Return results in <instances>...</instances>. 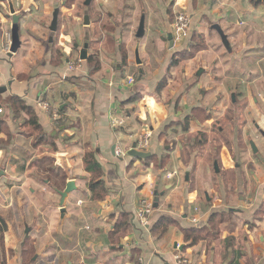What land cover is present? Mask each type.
I'll use <instances>...</instances> for the list:
<instances>
[{"label": "crops", "instance_id": "obj_1", "mask_svg": "<svg viewBox=\"0 0 264 264\" xmlns=\"http://www.w3.org/2000/svg\"><path fill=\"white\" fill-rule=\"evenodd\" d=\"M5 1L9 14V0ZM12 1L15 9L19 4H25L23 0L19 3ZM161 2L166 3V0ZM201 3L204 4L203 7L200 6ZM174 5L187 11L191 24L202 21V25H212V30L219 38L221 37L214 29L215 25H219L228 37L231 25H238L244 29L245 40L249 42L264 36V31L256 30L258 25H264V3L260 0H169L167 14L175 11ZM16 12L20 13L17 9ZM8 14L5 19L10 21ZM21 20V48L10 57L9 53L4 52L7 43L5 37L0 52V89L3 90V93H0V109L2 114L6 110L14 119L10 102L13 98L22 99L35 112L42 129L41 135L45 139L54 140L57 145L56 152L48 145L38 147L37 149L44 148L48 155L35 162L53 160L51 165L54 170L65 177L64 181H61L63 190L55 188L54 182L39 181L37 165L36 170L32 168L27 174V169L33 166L31 162L35 159L34 154L37 151L32 146L34 137L27 139L24 135L26 133L16 130L15 147L11 155L15 160L23 158V155L15 150L22 152L23 143L20 141H27L23 147L29 151H23L28 158L27 162L23 161L27 169L23 172L16 165L12 166L16 173L12 182L18 184V187L14 188L20 191L24 188L29 190L30 197L25 199L27 202L24 204L30 209L27 220L33 224V234L57 236V239L50 242L46 256L53 253L63 258L73 256V259H68L67 264H179V255L190 260L191 264H230L240 254L239 264H264V233L257 239V232L264 231V223L262 229H243L246 230L243 237L244 247L239 243L241 224L237 225L238 219L237 224L231 225L235 228L224 230L222 236L220 232L219 242L224 241V247L216 246L215 243L210 246L208 241L192 247L184 238L183 230L197 227L191 224L190 218L196 216L198 208L201 209L198 214L199 227H208L214 213L234 210V219L240 217L241 213L233 207L224 211H212L213 208L208 207L213 199L205 193V201H202L201 188H194L192 181L188 182L189 173L182 182L179 176H175L178 174L176 168L173 172H168L169 165L177 167L180 155H173L172 150L165 145L167 137L170 136L171 130L177 131L178 126L188 125L185 131L190 132L191 122L195 121L192 112L203 108L201 105H195L188 113V102L195 100L198 90L204 97L212 95L209 89L202 90V80L200 83L195 81L186 86V95L183 94L181 85L173 86L169 81L166 87L163 86L168 69L170 71L174 68L172 60H176L172 55H168V59L161 58L165 41L170 50L168 37L173 33V26L146 25L145 22L144 38L138 39L139 42L131 49V40L123 37L122 25H117L116 32L110 34V46L101 41L97 60L93 57L96 53L89 52V44L85 43L82 49L75 44L73 49H70L66 38H61L62 40L55 44L50 31L51 24L41 22L38 25L34 22L23 25V18ZM11 27L12 22L8 32ZM195 31H198L202 42L208 43V35H205L204 31ZM1 32L7 35L4 23L0 25ZM47 32L51 35H47ZM192 37L191 25L185 46ZM86 44L87 58L82 60L81 51ZM182 44L174 42L175 49L182 47L179 46ZM120 45L127 50V60L121 55ZM59 46L62 48L59 49ZM137 48L142 65L135 84L129 85L128 79L134 78L129 72V67L133 63L137 65ZM58 52L61 53L59 59ZM211 55L213 54H210L209 58H212ZM91 56L96 64L91 60ZM70 66L74 69H70ZM255 68L249 73L250 77L257 74ZM200 71L202 73L198 75ZM203 74H208L205 67L197 71L196 77L199 79ZM220 86L217 84L212 88L218 89ZM215 94L217 95V92ZM40 103H47L49 109H43ZM23 116L25 123L28 117L26 114ZM115 119L122 120L124 125L116 128L113 125ZM0 120L7 123L12 134L8 121L3 118ZM30 129L29 127L28 131ZM147 133L151 135L146 150L152 154L149 159L116 157V144H121L129 152L135 142ZM198 145H203V141L199 140ZM0 152L3 153L2 150ZM88 152L95 153L102 170L100 180L108 190V195L102 202L94 201L89 189L91 174L86 172L83 161ZM59 155L67 157L68 168L56 165V156ZM72 180L75 181L77 189L66 200L67 215L61 222L59 191H64L67 183ZM259 190L263 192V187L259 188L256 184L250 187V191H256L258 195L261 193ZM156 194L159 195V206L157 209L154 207L149 227L143 229L139 227L137 220L138 208L143 199H150L155 204ZM124 216L130 219L129 234L126 237L120 236L114 243L112 234L115 225ZM163 217L168 218L171 225L167 233L158 238L152 234L151 229ZM257 240L260 241L259 244ZM23 244L25 247L20 248L22 256L23 252L28 250L26 242L23 241L22 246ZM83 255L91 258L84 260Z\"/></svg>", "mask_w": 264, "mask_h": 264}, {"label": "rangeland", "instance_id": "obj_2", "mask_svg": "<svg viewBox=\"0 0 264 264\" xmlns=\"http://www.w3.org/2000/svg\"><path fill=\"white\" fill-rule=\"evenodd\" d=\"M20 1L16 0L18 3ZM23 1L25 2L24 6L23 4L16 6V9L20 11L19 14L22 15L23 25L33 24L34 22L38 25L41 22L50 25L54 5L58 4L60 15L58 30L53 35L54 43L57 44L62 40L61 38H66V44L70 49H73L75 44H78L79 48L82 49L84 44L87 43L89 44V52L96 53L93 57L97 60L99 59L98 48L101 41H105L110 46L112 42L110 34L116 32L117 25H122V35L127 40H131L130 48L133 49L139 42L135 37V33L143 16H145L146 25L173 26L178 13L182 11L181 8H176L174 5L175 11L167 14L169 0H166V3L161 2V0H93L88 8L84 6L86 0ZM200 6L203 7L204 4L201 3ZM7 8L6 1L0 0V25L4 23L7 30V35L4 32L0 33V52L5 37L7 39L8 35L11 34V30L8 32V29L11 26L12 19H9L10 21L5 19L6 14H8ZM86 10L90 15L89 26H84V13ZM202 24V21L191 24L193 37H199L198 31H195V29H200L206 33L205 35H208V43L203 42L205 45L200 44L202 47L199 49L198 46L199 50L194 56L189 53L192 39L188 40L186 46L183 42L182 45H179L182 47L177 50L175 47L169 50L167 41H165L161 51V58L168 59V55H172L177 59L175 61L177 67L174 65L175 70L173 67L170 71L168 69L163 79L165 81L163 86L166 87L169 81L170 85H181L183 94L186 95L188 93L186 86L195 81L200 83L202 80L206 85H202V90L209 89V92L212 93L211 96L204 97L198 90L194 97L195 100H189L188 113L191 112V107L193 108L195 105L203 107L192 112V118H195V121L191 122L190 132L185 131L188 125L186 127L178 126L177 131L171 130L165 145H168L167 147L172 150L173 155L178 153L180 160L177 161V167L169 165L167 169L169 168L168 172H173L176 168L178 174L175 176H179L182 182L189 173L188 182L192 181L194 188H201L200 198L202 201H205L203 196L205 193L213 199L211 206L208 205V208H213L212 211H224L232 207L240 211V217L229 221L227 225H220L219 228L214 227L219 231L221 230L222 236L224 230L235 228L231 225L237 224L238 219L237 225L241 224L239 226V232L241 233L239 243L244 247L243 237L246 235V230L243 229L245 227L249 231L256 228L262 229L264 223V204L261 206L264 203V167L258 164L250 165L252 161L251 140H255L254 142L260 148L259 157L264 160V139L253 126V120L256 119L260 124V128L264 131V36L262 38L257 37L249 42L245 40L244 29L238 25H231L232 29L228 37L230 50H227L221 38L212 30V25ZM257 29L264 31V25H258ZM47 35L51 34L47 32ZM119 47L121 55L124 57L127 50L123 45ZM60 48L62 47L59 46ZM55 51H53L54 55ZM60 54V52L57 53V59H59ZM210 54H213L211 55L212 58H209ZM93 57L92 61H94ZM95 62L94 64H96ZM203 67H205L208 74H203L198 79L196 73ZM140 68L141 66L134 63L129 67V72L133 75L135 82L136 77L139 76ZM254 68L257 74L250 77L249 73ZM217 84L221 85L218 89L217 87L212 88L213 85ZM215 92H217V95ZM234 92H237V104L231 102V96ZM255 98L259 100L258 105L253 103ZM10 115L5 110L4 114H0V118L6 119L11 125L13 140L16 137V130L23 131V133L29 132L28 128H21V125L24 124L23 115L17 120H14ZM221 128L224 133L220 132ZM36 136L37 134H35L33 140L36 139ZM1 137L5 143L8 141L7 137L3 135ZM199 140L203 141V145H198ZM14 147V141H10L6 145H0L3 152H0V220H3L7 226V228H3V237L0 238V264H67L68 259H73V256L63 258L57 253L46 256L47 249L51 246L50 242L57 239L56 234L54 236L33 234V224H30L27 220V213H30V209L24 204L27 202L25 199L27 200L30 197L29 190L24 188L20 191L14 188V186L18 187V184L15 185L12 182L14 181L12 178L16 174L15 168L12 166L20 167L24 165L23 161L25 160L24 158L15 160L11 156ZM23 147L21 146L22 151L29 153L27 148ZM34 155L35 159L31 162L33 166L27 169V171L29 170L27 174L31 172L32 168L36 170L35 165L38 162L35 161L42 159L48 153L44 148H39ZM215 162L218 163V168L227 171L226 179L216 173ZM237 164L240 165L238 172L234 170ZM246 165H250L252 171H255V177L250 175ZM59 174L62 177L63 174L60 172ZM56 181L60 184L62 180L57 179L53 182L56 183ZM255 184L259 188L263 187V192L259 190L261 192L259 195L256 191H250L251 185ZM200 210V208L196 210V216L201 213ZM27 233H29V236L26 237ZM263 233L264 231L259 230L257 239ZM23 241L26 242L28 250L31 251V256L34 257L32 261L27 258L24 260L21 255V249L25 247V244L22 246ZM219 241H221V237L213 242L208 241L210 243L207 244L211 246L215 243L216 246L224 247V241ZM257 243L259 244L260 241L257 240ZM207 244L204 243V245ZM83 257L84 260L91 258L86 255H83ZM178 260L179 264H184V260L187 261V264H191L190 260L181 255H179Z\"/></svg>", "mask_w": 264, "mask_h": 264}, {"label": "trees", "instance_id": "obj_3", "mask_svg": "<svg viewBox=\"0 0 264 264\" xmlns=\"http://www.w3.org/2000/svg\"><path fill=\"white\" fill-rule=\"evenodd\" d=\"M200 37H192V42L190 43L189 47V53H192V56L202 47V45H205ZM202 44V45H200ZM199 46V49H198ZM204 49V48H202ZM201 49V50H202ZM91 59V58H90ZM92 60V59H91ZM124 60H127L126 53L124 55ZM177 59L173 60L172 66L177 65L175 62ZM10 108L12 111V114L14 116V120L19 119L22 117L23 114H26L28 117V120L25 121V123L22 125V128H31L28 132L26 133L25 136L27 139H30V137H35V134H37L36 139L32 140V146L34 149H37L40 146H45L48 145L51 147L52 151L56 152L57 151V145L54 140L50 139H45L41 135L42 129L39 125L38 118L35 114V112L26 105V103L20 99V98H13L10 102ZM10 128L8 127L7 123L4 120H0V145L4 144H9L10 141H14L12 139V134L9 130ZM1 135L5 136L8 138V141L5 143V141L2 139ZM23 143V146L27 143V141H20ZM29 143V142H28ZM22 146V147H23ZM2 149V147H1ZM0 149V150H1ZM20 150H15L20 155H23V158L25 159L24 161L27 162V154L25 155L22 152H19ZM84 164H85V169L86 172L91 174L90 178V183H89V189L90 192L92 193V198L96 202H102L106 199V196L108 195V190L105 187V184L100 180L102 176V170L101 166L98 163V161L95 158V153L94 152H88L86 153L84 157ZM52 162L53 160L51 159H44L40 161L37 165L38 168V175L37 176L39 181H46L48 180L49 182H53L54 180L61 179L64 181L65 177L62 176L54 170L52 167ZM24 165H21L19 167L20 171H26V163H23ZM55 188L58 190H63V187L61 186V183L58 184L57 181L54 183ZM236 211H227V212H217L214 213L210 219L209 226H204V227H192L190 229L183 230L184 232V238L186 240V243L189 244V246H196L200 244L201 242L205 241H214L219 238L221 230H217L214 226L220 227L223 223L232 221L234 219ZM171 225V221L168 218H161L159 222L151 229L152 234L155 237L160 238L162 235H165L169 229V226ZM131 227L130 219L127 216L122 217L115 225L114 228V234H112V239L114 243L122 237H126L129 234V228ZM7 228L6 223L3 220H0V238L3 237V232L4 229ZM34 254V252H33ZM32 254V255H33ZM23 257L24 260L27 258L28 260H33L34 257L31 256V251L26 250L23 252ZM241 255H237L235 260H233L230 264H239V258Z\"/></svg>", "mask_w": 264, "mask_h": 264}, {"label": "water", "instance_id": "obj_4", "mask_svg": "<svg viewBox=\"0 0 264 264\" xmlns=\"http://www.w3.org/2000/svg\"><path fill=\"white\" fill-rule=\"evenodd\" d=\"M92 1L93 0H86L84 3V6L89 7L91 5ZM260 2L264 3V0H260ZM59 15H60V6L58 4H56L54 6V12L52 15V23L50 26V31L53 35L58 30ZM7 17L9 19H12V27H11L12 47H11V51L9 53V56L11 57V56L15 55L22 46V42H21V38H20V20L22 19V15H20L16 12V9H15V6H14L12 0H9V14L7 15ZM89 24H90V15H89V12L86 10L84 13V25L89 26ZM214 29L220 35L222 43L226 47V49L230 50V43H229L228 36L224 33L222 28L219 25H215ZM144 36H145V17H142L138 31L136 33V38L140 40V39L144 38ZM168 40L170 42V49H173L174 48L173 34L169 35ZM87 53H88V45L86 44L84 49L81 51V59L82 60H85L87 58ZM135 57H136V64L138 66H141L142 61L140 59L139 48L136 49ZM201 73H202V71H200L198 73V75H201ZM4 90H6V89H4ZM0 93H3L2 89H0ZM253 147H254V152H256L257 150L255 148V145ZM129 156H131L132 158H135V159L146 160V159H149L152 156V154L147 153V152L138 151L136 149V144H134L132 146V149L129 151ZM56 165L60 168H64V169L68 168L67 157L62 156V155L56 156ZM215 169H216V171H218V163L217 162H215ZM76 189H77L76 183H75V181L72 180V181L67 183V186H66L64 191H59V195L61 196V201L58 204V206L60 208V214H61L60 220H61V222H63L64 218L67 215V210L65 208L66 200H67L68 196L72 192H74ZM158 204H159V195L156 194V199H155V204H154V207L156 209L159 206Z\"/></svg>", "mask_w": 264, "mask_h": 264}, {"label": "built area", "instance_id": "obj_5", "mask_svg": "<svg viewBox=\"0 0 264 264\" xmlns=\"http://www.w3.org/2000/svg\"><path fill=\"white\" fill-rule=\"evenodd\" d=\"M190 29H191L190 16L185 10H182L178 13L176 20H175V24L173 25V33L172 34H173L174 42L176 44H181V43L185 42V40L189 37ZM11 47H12V37H11V34H9L7 37V43L4 46V52L10 53ZM70 69H74V68L70 66ZM128 84L129 85L135 84V79L129 78ZM40 106L45 110L49 109V105L47 103H40ZM1 112H2V110L0 109V113ZM113 125L116 128H119V127L124 125V122L122 120L115 119L113 121ZM150 138H151V135L148 133L146 135L140 137V139L137 142H135L136 149L138 151H141V152H146V150L148 149L149 143H150ZM115 155L119 159H125L126 157L129 156V152L126 151L122 147L121 144H116ZM79 204L81 205L82 202H80ZM196 210H198V209H196ZM153 212H154L153 202L150 199L141 200L140 206H139L138 211H137V220L139 223V227H141L143 229L149 227L150 216L153 214ZM190 221H191V224L194 226H199L198 224H200V219L198 216L193 217L192 219H190ZM183 263L187 264V261L184 260Z\"/></svg>", "mask_w": 264, "mask_h": 264}, {"label": "flooded vegetation", "instance_id": "obj_6", "mask_svg": "<svg viewBox=\"0 0 264 264\" xmlns=\"http://www.w3.org/2000/svg\"><path fill=\"white\" fill-rule=\"evenodd\" d=\"M86 8H88V7H86ZM236 93L237 92L232 93V96H231V102L234 103V104H237V102H236ZM253 103H254V105H258L259 104V100L255 98L253 100ZM253 126L255 127L256 131L259 132V135L264 139V131L260 128V124L257 122L256 119L253 120ZM220 132L224 133V130H222V128H221ZM254 141L253 140L250 141V149H251L250 152H251V155H252V161L250 162V165L252 164L251 166H254V165L258 164L259 166L264 167V160H261L262 157L261 158L259 157L260 148L256 145V143ZM254 145H255V148L257 150L256 152H254V147H253ZM250 165H246V167L248 168L250 175L255 177L256 173H255V171H252V169L250 168ZM234 170L236 172H238V170H240V165L237 164L236 167L234 168ZM217 173H219L220 175H222L223 178L226 179L227 171H225V169L218 168Z\"/></svg>", "mask_w": 264, "mask_h": 264}]
</instances>
